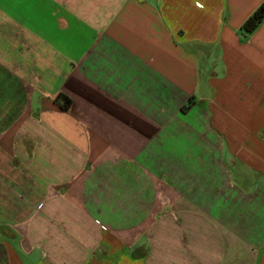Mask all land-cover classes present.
<instances>
[{"label":"crops","instance_id":"obj_1","mask_svg":"<svg viewBox=\"0 0 264 264\" xmlns=\"http://www.w3.org/2000/svg\"><path fill=\"white\" fill-rule=\"evenodd\" d=\"M263 1L0 0V264H264Z\"/></svg>","mask_w":264,"mask_h":264},{"label":"trees","instance_id":"obj_2","mask_svg":"<svg viewBox=\"0 0 264 264\" xmlns=\"http://www.w3.org/2000/svg\"><path fill=\"white\" fill-rule=\"evenodd\" d=\"M264 21V1L258 6V8L246 19L244 22L242 29L247 34L253 33ZM62 100L61 107L65 110H67L72 100L71 98L66 95L63 92H60L57 97L55 98L56 102H59V100Z\"/></svg>","mask_w":264,"mask_h":264}]
</instances>
